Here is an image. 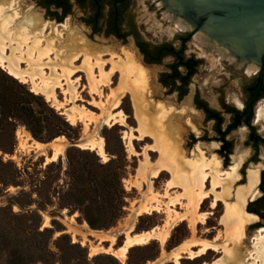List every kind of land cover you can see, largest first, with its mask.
Segmentation results:
<instances>
[{
    "label": "rangeland",
    "instance_id": "obj_1",
    "mask_svg": "<svg viewBox=\"0 0 264 264\" xmlns=\"http://www.w3.org/2000/svg\"><path fill=\"white\" fill-rule=\"evenodd\" d=\"M25 2L27 6L31 5L35 9L34 3L29 0ZM153 2L138 0L139 21L149 39L154 41L171 39L175 33L181 31L178 21L168 18L166 11L158 8V4ZM35 11L44 18V11L40 8H36ZM47 22L57 29V34H62L63 40L55 42L58 53L51 55L50 59H45V63L51 62L59 69L61 87L56 93L62 105L60 110L44 96L37 94L31 85L23 84L0 67V202L3 204L0 207V264H7V254L9 250L15 248L25 251L24 264H213L219 260H226L222 246L225 244L239 255L240 263H257V235L264 228L259 230L256 225H251L245 231L246 237L241 246L233 242L232 233L223 221L227 214L226 202L231 197L223 195L227 190L225 187L217 189L221 190L218 193L223 195L224 200L220 201H223L225 206L218 201L219 204L213 208L212 197V200H206L196 211L188 207L185 189L178 185L171 186L170 182L173 179L171 173L170 182H167L170 176L166 173L159 175L158 179H151V182L147 181V174H142L146 153L149 155L150 141L134 140L138 134L135 132L136 123L130 118L133 103L129 97H123L120 104L115 107L117 96L125 86L121 81V74L116 73L108 86H94L83 69L84 57L75 61V54L70 53L66 47L62 48L64 43L74 40H71L70 36H74L75 40L85 38L92 46L100 47L101 38L89 37L90 33H87L88 30L82 24L81 14L75 10L62 24L51 22L49 18ZM50 33L51 29L46 35ZM113 46L118 47L115 53L119 54V46L113 43L110 47ZM216 46L207 42L204 44L203 40H197L195 37L188 44L189 54L206 58L196 80L198 86L203 90L207 89L213 102H216L218 97L219 86L216 82L222 77V72L226 74L223 68L227 67V63L220 55L228 53L225 50L220 53L217 50L220 47ZM123 49L124 57L110 51L104 54L98 51L102 61L106 63L107 72L114 69L112 61L127 60L126 53H133L128 51L133 49L130 44ZM66 66L75 69L70 77V81L77 87L73 95L68 93V81L63 78V69ZM22 67L28 69L27 64H22ZM145 70L148 88L144 103L136 107L132 96L136 118L141 127L137 111L141 109L145 112L148 131L155 127L156 131H151L153 134L151 137L156 139L157 145L162 146L164 152L167 146L161 142L160 134L165 135L162 126L170 116L172 108L159 106L169 113L161 123L157 114L155 124L151 123L147 115L150 106L146 100L150 80L148 71L146 68ZM158 70L154 68L150 71L156 74ZM45 73L47 76L51 75L50 66L45 67ZM96 75L98 80L99 69L96 70ZM212 75L214 76L211 77ZM207 79H211V82L204 87L203 83ZM153 87L158 88L155 84ZM225 91L227 97L234 96L237 93L236 82H227ZM152 96L159 100L165 97L162 89L155 91ZM263 105L264 101L257 107ZM22 107L32 109L34 116L25 113ZM262 108L264 107L259 110ZM73 111L77 115L75 124L69 121L66 114ZM109 112L112 115L122 112L126 116L125 124L104 126L99 130L100 120ZM140 127L138 130L141 139ZM97 136L104 140L108 161L105 162L97 152L76 147H66L56 161H51L54 148L61 141L81 139L93 141L98 138ZM131 137L135 152L129 144ZM37 143L44 147L40 150ZM49 145L52 149L46 151ZM173 152L178 153L175 150ZM168 154L169 151L167 157ZM161 157L162 153L160 159L156 155H151L150 162L159 163ZM204 159L207 158L202 156L184 161L182 159V162L188 169L189 161L198 162ZM215 159L218 158L214 157L213 160ZM217 161L221 164L219 159ZM221 173L222 176L226 175L225 171L221 170ZM239 179L238 174L237 181ZM233 184L230 185L231 195ZM242 189L244 187L235 192L234 204L237 202L236 195ZM155 199L160 201V205L157 203L159 209L138 216L130 234L141 235L154 230L156 233L165 232L169 230L168 226L177 220L175 226L170 230L165 242L156 238L147 245L135 246L129 250L127 259L122 262L113 254L115 250L123 247L126 241V234L119 236V233L127 231L126 223L140 206L149 201L154 205ZM1 210H4L5 214ZM182 217L185 220L181 221ZM257 220L258 218L254 222ZM110 235H116L114 242L107 237ZM262 237L263 233L260 234V238ZM208 241L218 245V250H210L206 255L194 260L190 258V253L181 249L185 244L193 252H198L201 243ZM109 248L113 251L106 252ZM179 249L182 258L175 263L173 253Z\"/></svg>",
    "mask_w": 264,
    "mask_h": 264
},
{
    "label": "flooded vegetation",
    "instance_id": "obj_2",
    "mask_svg": "<svg viewBox=\"0 0 264 264\" xmlns=\"http://www.w3.org/2000/svg\"><path fill=\"white\" fill-rule=\"evenodd\" d=\"M29 1L35 4V9L40 8L45 12L43 18L45 22L49 18L51 22L62 24L68 16L73 15L75 10L78 11L81 14L82 24L88 30L87 33H90L89 37L101 38L100 47L95 48L103 54L110 51L113 52L112 54L124 57L123 48L130 44L133 49L128 51L136 55L139 63L149 74V94L146 95L150 106L147 111L149 120L155 124L158 114V120L162 122L159 117L169 112L162 107L160 109L159 106L172 108L163 126L167 137L162 134L167 138L168 142L165 140L167 149L178 151L183 161L202 156L209 160L216 157L221 162L222 171L230 172L233 168L237 169L232 195L230 193L231 197L227 200L230 203L235 201V192L242 187L247 189L253 181L254 174L258 173V184L255 188L257 196L248 199L246 211L258 218L249 226L256 225L259 230L264 228V120L258 121L257 114L258 110L264 107V105L257 107L264 101V74L262 76L261 66L238 59L229 53H221L222 48H217L221 58L226 60L227 67L223 68L226 74L222 72L223 78L216 82L219 86L218 97L216 102H213L207 89L203 90L198 86L196 80L205 65L206 58L189 54L188 44L195 37L197 40H203L204 44L207 42L217 46L213 41L205 38L200 31L179 21L164 4H161L160 0H153V3L165 10L168 18L178 21L181 29L171 39L164 41H154L147 37L138 17V0H68V7L60 8L56 3L43 7L42 0ZM198 35L200 38H196ZM113 43L119 46V54L115 53L118 47H110ZM154 68L159 69L156 74L150 71ZM234 81L237 85V93L227 97L226 83ZM209 82L211 79L204 81L203 86L205 87ZM153 84L158 88L153 87ZM158 89L164 91L163 99L153 98L152 94ZM125 97H129L133 103L130 118L136 123L135 132L138 134L134 140L148 139L149 156L160 157V151L154 148L158 144L154 137L147 136L143 140L140 139L138 130L140 124L136 118L132 95L127 93ZM152 130L156 131L155 127L151 128ZM240 155H244L245 158L238 165ZM162 173L170 176L167 181L170 182L171 174L168 171ZM238 174L240 179L237 181ZM207 184L206 189H211L210 180ZM219 203L225 206L223 201Z\"/></svg>",
    "mask_w": 264,
    "mask_h": 264
},
{
    "label": "bare ground",
    "instance_id": "obj_3",
    "mask_svg": "<svg viewBox=\"0 0 264 264\" xmlns=\"http://www.w3.org/2000/svg\"><path fill=\"white\" fill-rule=\"evenodd\" d=\"M25 8H28V10H25ZM17 9H20V11H17ZM50 29L51 33L46 35V32H48ZM198 37L200 36L198 35ZM69 38L74 40L71 41L72 43H64L62 48L66 47L70 53H74L76 56L75 61H78L84 57L85 63L83 65V69L86 71L89 80L94 86H108L111 84L112 78L116 73L121 74V81L125 86L120 93L118 92L119 94L115 102V107L120 104L121 99L127 93L133 96L136 107H139L142 103H144L145 94L148 88L147 73L145 68L139 64L135 54L128 52L126 53L127 60L120 59L117 61H112L114 69L107 72L105 70L106 63L102 61L100 53H98V50H96L95 47H91V44L85 40V38H76V40L74 36H70ZM57 41H63L62 34H57V29L53 26L51 27L49 22H45L42 15L37 13L35 9L31 7V5L27 6L25 0H0V67L3 68L4 71H6L9 75L21 81L23 84L31 85L37 94L44 96L48 102H51L53 106L56 107V109L60 110L62 105L58 101L56 93V90L61 87L60 77H58L60 75L58 73L59 69H57V65H53L51 62L45 63V59H50V56L57 52L55 45V42ZM9 52H11V54H9ZM69 52L68 55H70ZM76 53H78V55ZM81 53L83 54L81 55ZM22 64H27L28 69H23ZM48 65L51 69L50 76H47L45 73V67H49ZM97 69H99L100 73V78L98 80H96ZM74 72L75 69L72 67L67 68L66 66V68L63 69V78L68 81V93L72 95L75 94L77 90L76 85L70 81V77L74 74ZM143 109L146 110L145 107ZM66 114L72 124L77 122V115L74 113V111L73 113L70 112ZM167 114L168 113L165 115L162 114V116L159 117L160 120H164ZM138 117L141 121V139L143 140V137L153 136L151 131H148V123L145 112L140 109L138 112ZM260 120H264V108L258 113V121ZM125 121L126 116L122 112L114 115L110 114L109 112L100 120L99 128L101 126L112 127L118 123L124 125ZM160 138L161 142L163 143L167 141V138L162 134H160ZM132 139L133 138L131 137L129 144L133 152H135ZM43 147L44 146L42 144L37 143V148L41 150ZM66 147L67 142L61 141L54 148L51 161H56L63 154ZM77 147L84 150L97 152L105 162L108 161L105 143L102 137H98L93 141H81ZM155 148L158 149L160 153H162L161 160L156 165H153L150 162L149 155L146 153V162L143 165L142 174H147V181L151 182L152 178H157L163 171H168L171 173L173 177L172 181L170 182L171 186L178 185L185 189V197L188 200L189 208H193L197 211L207 199L212 197H214L212 207L215 208L218 204V201L224 200L222 197L223 195H226L227 197L231 196L230 185L234 183L237 169L233 168L232 171L228 173L226 172V175L222 176L220 170L221 164L219 161H217L218 159H204L198 162L189 161L190 167L187 169L183 165L181 155L177 152L169 151L170 149H167L163 152L164 149H162V146L160 145H156ZM167 151H169L168 157ZM244 158V155L239 156L238 165H240ZM147 169H149V171ZM209 180L212 181V188L206 189V184ZM141 184L142 183H139V185ZM257 184L258 173H255L250 186L247 189L240 190L238 195H236L237 202L235 204L233 203L234 205H230L228 202H226L227 214L225 215L223 221L228 230L231 231V238L233 242L237 244V246H241L242 242H244L243 240L246 237L245 231L247 227L257 219L256 216L249 214L246 211L248 199L252 196H257V193L255 192ZM149 187H151V185H149ZM221 187H225L227 189L223 195L219 194L217 191V189ZM159 202L160 201L155 199L154 205L153 203L151 204V201H149L148 203L140 206L132 215L131 219L126 223L127 231L119 233V235H121V233L126 234V241L124 246L118 250H115L113 254H115L122 262L127 259L128 252L131 248L135 246L147 245L156 238L161 239L162 242H165L168 238L169 232L171 229H173L177 220L173 221L171 224L169 223V230H166L165 232L156 233L154 230L141 235L130 234V231H133L137 217L142 214H150V210H158L159 206H157V203ZM182 220H185V218L182 217L181 221ZM261 233L264 234V229L260 231V234ZM260 234L257 235V263L254 264H264V237L260 238ZM115 236L116 235H110L107 237L111 239L112 242H114ZM222 246L224 248L226 260H219L213 264H243L242 262L240 263L238 261L239 255L236 254L235 250H232L230 246H227V244ZM186 247L187 245L184 244L181 246V249L183 252L190 253V258L194 260L206 255L210 250L217 251L219 246L209 241L202 242L201 249L198 252H193L190 250L189 246V248ZM181 249L173 253L175 263H178L182 258V254L180 253ZM112 251V248H109L106 252Z\"/></svg>",
    "mask_w": 264,
    "mask_h": 264
},
{
    "label": "water",
    "instance_id": "obj_4",
    "mask_svg": "<svg viewBox=\"0 0 264 264\" xmlns=\"http://www.w3.org/2000/svg\"><path fill=\"white\" fill-rule=\"evenodd\" d=\"M160 1L179 21L200 31L205 38L222 48V51L261 66L263 76L264 0ZM84 140L89 139L68 141L67 147L78 148L79 142ZM49 149H52L51 145L46 151ZM2 205L0 202V207Z\"/></svg>",
    "mask_w": 264,
    "mask_h": 264
},
{
    "label": "trees",
    "instance_id": "obj_5",
    "mask_svg": "<svg viewBox=\"0 0 264 264\" xmlns=\"http://www.w3.org/2000/svg\"><path fill=\"white\" fill-rule=\"evenodd\" d=\"M52 3H56L57 6L60 7H68V0H42L41 5L43 7H49ZM11 76V75H10ZM13 77V76H12ZM16 79V78H15ZM35 98V97H33ZM22 109L25 111V113H30L32 116H34V111L30 108L22 107ZM4 214V210H1ZM26 254L25 251L22 249H11L9 250V253L7 254V264H24Z\"/></svg>",
    "mask_w": 264,
    "mask_h": 264
},
{
    "label": "crops",
    "instance_id": "obj_6",
    "mask_svg": "<svg viewBox=\"0 0 264 264\" xmlns=\"http://www.w3.org/2000/svg\"><path fill=\"white\" fill-rule=\"evenodd\" d=\"M159 159H160V157H159ZM157 162H158V161H157ZM157 162H156V163H152V162H151V163H152L153 165H156ZM161 173H162V172H161ZM153 179H156V178H152V180H153ZM174 188H177V187H174Z\"/></svg>",
    "mask_w": 264,
    "mask_h": 264
}]
</instances>
